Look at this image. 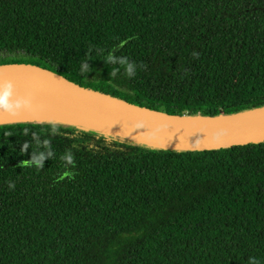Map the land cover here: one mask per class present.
Listing matches in <instances>:
<instances>
[{"label": "trees", "instance_id": "16d2710c", "mask_svg": "<svg viewBox=\"0 0 264 264\" xmlns=\"http://www.w3.org/2000/svg\"><path fill=\"white\" fill-rule=\"evenodd\" d=\"M14 63L168 116L261 109L264 0H0ZM0 264H264V139L0 123Z\"/></svg>", "mask_w": 264, "mask_h": 264}, {"label": "water", "instance_id": "95a60500", "mask_svg": "<svg viewBox=\"0 0 264 264\" xmlns=\"http://www.w3.org/2000/svg\"><path fill=\"white\" fill-rule=\"evenodd\" d=\"M11 84L46 93L101 127L91 128L152 146L205 148L264 139V108L211 119L168 116L105 97L57 72L24 63L0 65V87Z\"/></svg>", "mask_w": 264, "mask_h": 264}, {"label": "bare ground", "instance_id": "6f19581e", "mask_svg": "<svg viewBox=\"0 0 264 264\" xmlns=\"http://www.w3.org/2000/svg\"><path fill=\"white\" fill-rule=\"evenodd\" d=\"M6 90L9 91L7 104L11 111L0 108V123L61 121L101 128L87 115L37 89L24 85H5L0 87V96H3Z\"/></svg>", "mask_w": 264, "mask_h": 264}, {"label": "clouds", "instance_id": "9594fccd", "mask_svg": "<svg viewBox=\"0 0 264 264\" xmlns=\"http://www.w3.org/2000/svg\"><path fill=\"white\" fill-rule=\"evenodd\" d=\"M8 95L9 91L6 90L3 96H0V108H4L6 111H11L10 106L7 104ZM17 107H19V105H17Z\"/></svg>", "mask_w": 264, "mask_h": 264}, {"label": "rangeland", "instance_id": "374dc122", "mask_svg": "<svg viewBox=\"0 0 264 264\" xmlns=\"http://www.w3.org/2000/svg\"><path fill=\"white\" fill-rule=\"evenodd\" d=\"M98 128V127H97Z\"/></svg>", "mask_w": 264, "mask_h": 264}]
</instances>
